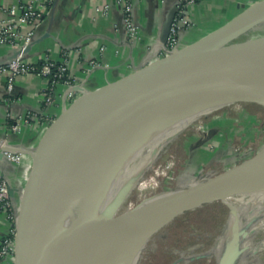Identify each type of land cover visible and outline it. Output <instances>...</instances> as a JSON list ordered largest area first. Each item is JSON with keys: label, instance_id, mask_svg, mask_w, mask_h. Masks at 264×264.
<instances>
[{"label": "water", "instance_id": "1", "mask_svg": "<svg viewBox=\"0 0 264 264\" xmlns=\"http://www.w3.org/2000/svg\"><path fill=\"white\" fill-rule=\"evenodd\" d=\"M175 12L176 7L161 31V44L166 42ZM263 23L264 0H261L218 30L185 47L175 58L167 55L155 60L115 82L83 93L64 108L47 127L34 153L33 168L17 212L14 264H56V246L50 243L51 206L59 201L62 192L61 189L56 191L62 173L56 152L73 136L86 138L87 145L77 152V156L94 149L113 152L156 117L164 100L174 90L205 102L225 105L248 103L264 108V89L225 83L230 74L264 68V37L253 35L245 42L236 43ZM30 45L23 54L29 51ZM17 54L14 51L10 59ZM246 58L251 63L245 64ZM194 59L206 60L181 65ZM261 157L260 151L203 184L151 201L154 203L163 199L143 216L116 225L113 242L118 244L124 237L125 240L142 242L144 245L151 234L174 218L213 201L225 202V198L220 196L222 190L230 181L257 166ZM234 187V192L227 197L246 195L263 188L264 162L258 173L245 176ZM10 196L13 197L11 192ZM145 208L141 206L137 209L142 211ZM228 208L236 218V210L230 206ZM58 210V207L55 208L54 213ZM108 222L105 219L99 223L95 229L83 235L80 242L92 239ZM129 224L132 226L129 227ZM78 252L79 249H73L69 253V260L72 261ZM231 261L226 255L220 264H232Z\"/></svg>", "mask_w": 264, "mask_h": 264}, {"label": "rangeland", "instance_id": "2", "mask_svg": "<svg viewBox=\"0 0 264 264\" xmlns=\"http://www.w3.org/2000/svg\"><path fill=\"white\" fill-rule=\"evenodd\" d=\"M191 26L192 24L189 28ZM256 32L264 33V23L238 39L236 43L251 39ZM127 40L130 43L128 37ZM180 47L179 38L177 49ZM103 50L101 47L100 51ZM154 56L158 61L166 55L160 47ZM108 67V64H103L98 59L90 60L84 64L80 72L81 77L72 78L71 83L66 86L61 85L64 86L61 92L53 89L52 102L54 103L58 96L63 107H66L84 93L83 87H87L91 81L90 77L94 70ZM77 87L80 88L77 90ZM31 127L29 126L30 129H36ZM30 129L21 130L17 135V142L6 141L0 150L2 159L4 155L12 158V153L16 158H20L17 164H13L16 166V177L13 178L14 181L12 179L10 181V192L13 195L16 212L33 168L35 150L44 137L43 132L35 141L36 133H31ZM260 151L261 160L264 156L263 107L256 104L233 103L214 108L197 116L164 142L155 159L149 163L150 165H146L145 170L138 174L130 189L125 192L126 195H123L119 206L121 209H135L159 197L189 190ZM9 163L12 166V162ZM128 179L130 176L122 177L121 186ZM241 180H237L235 185ZM66 183L68 189L66 187L62 207L64 226L61 234L64 243L58 246L59 257L67 252L69 246L67 241L73 222L70 176ZM235 185L234 183L227 185L220 194L227 203L210 202L174 218L163 226L146 243L137 264H220L226 255L232 259V264H264V250L254 251V248L259 247L264 240V231H252V228L264 218V208L258 213V209L263 206L257 200L259 189L247 194L246 198H241L233 205V195L228 197L227 195L233 193ZM227 205L230 207L233 205L236 218Z\"/></svg>", "mask_w": 264, "mask_h": 264}, {"label": "crops", "instance_id": "3", "mask_svg": "<svg viewBox=\"0 0 264 264\" xmlns=\"http://www.w3.org/2000/svg\"><path fill=\"white\" fill-rule=\"evenodd\" d=\"M28 1L0 0V20L6 18L3 12L5 7ZM258 1L260 0H197L186 13L192 26L180 31L181 46L191 45L218 30ZM176 4L177 0H132L138 38L135 42L128 43L121 23V12L115 0H52L51 3L49 0H36L37 7L46 13L35 30L29 51L24 53L25 59L32 65H38L44 53H48L56 62L66 57L68 73L73 79L81 77L84 64L98 59L109 67L94 70L91 81L87 87H83V91L85 93L97 89L149 63L148 58L152 56H147L150 43L161 34ZM105 6L108 7V13L103 15ZM101 47L104 49L102 52ZM13 54L11 48L1 47L0 64L8 61ZM46 84L45 79L40 77L20 76L15 81L12 94L6 95L5 81L0 78V138L6 137L7 141L17 142V135L10 134L6 124L26 115H36L31 123L32 127L30 126L36 129L24 128L36 133V141L49 123L60 115L63 105L58 96L49 108L44 107L43 91ZM56 89L61 92L64 86L59 85ZM0 170L4 176L14 181L16 166L0 161ZM0 220L1 239L7 233L9 224L4 218ZM0 264L6 263L0 260Z\"/></svg>", "mask_w": 264, "mask_h": 264}, {"label": "bare ground", "instance_id": "4", "mask_svg": "<svg viewBox=\"0 0 264 264\" xmlns=\"http://www.w3.org/2000/svg\"><path fill=\"white\" fill-rule=\"evenodd\" d=\"M254 36L262 38L264 33L256 32ZM159 38L160 35L152 39L150 43L151 51L150 53L148 52V57L151 53L152 55L156 53L160 48ZM187 46H181L182 48L180 47L173 51L167 57L175 58ZM205 60L184 61L181 65L196 64ZM148 61L150 64L155 62L152 60V56L148 58ZM249 63H251L250 59L246 58L245 64ZM225 83L239 87L264 89V68L230 74L227 76ZM78 88L80 87L76 89L78 90ZM222 105L225 104L201 101L174 90L164 100L156 117L134 132L119 149L113 152H107L105 149H94L77 156V152L87 145L85 144L86 138L83 139L79 136H73L70 141L60 146L56 152V157L62 167V173L56 185V191L58 192L61 189L62 192L59 201H56L51 206L50 217V226L52 225L50 243L56 246V264H137L141 259L146 243L164 225L151 234L144 245L142 242L125 240L124 237L119 240L118 244H115L113 242V234L115 233L113 229L116 225L125 224L134 217L143 216L163 199H159L154 203L148 202L144 204L143 207L146 206V208L142 211L137 208H135L136 210L131 208L121 209L119 202H121L128 188L130 189L138 174L155 159L167 139L186 127L197 116ZM72 157L74 158L70 170V199L73 210V222L67 241V244L69 242L67 252L62 257H59L58 246H62V243H64L61 237L64 226L62 207L64 205L66 187L68 189L66 182ZM263 162L264 156L257 166L249 172L236 177L227 185L232 183L235 185L237 180H241L253 173H258ZM124 176H130V179L121 186V178ZM246 196L248 195L237 196L233 194V205L241 198H246ZM257 200L263 205L258 209V213H260L264 208V187L259 188ZM233 205L232 208L235 209ZM57 207L59 210L54 213ZM105 219H108L109 222L101 232L88 241L80 242L83 235L95 229ZM131 226L132 224H129V227ZM254 230L264 231V218L252 228V231ZM73 249H79V252L70 261L68 256ZM258 250H264V240L259 247L254 248V251ZM65 257L66 259H64Z\"/></svg>", "mask_w": 264, "mask_h": 264}, {"label": "built area", "instance_id": "5", "mask_svg": "<svg viewBox=\"0 0 264 264\" xmlns=\"http://www.w3.org/2000/svg\"><path fill=\"white\" fill-rule=\"evenodd\" d=\"M51 1L49 0V3ZM196 1L177 0L176 12L170 24L166 42L165 44L160 43V47L166 56L177 50L180 31L189 28L190 22L187 20L186 13L188 8L193 6ZM115 4L121 12V23L125 35L129 38V42L133 43L138 38V27L133 20L132 0H115ZM3 12L6 18L0 20V48L9 47L18 53L14 58L0 64V78L5 81V93L6 95L12 94L15 89V81L20 76L32 75L43 78L47 82L43 91V104L45 108H49L53 104V89L59 85L66 86L72 81L68 73V60L64 57L62 61L56 62L50 58L48 53H44L38 65L35 66L28 63L22 53L28 45L32 44L35 30L38 28L46 12L37 7L36 0H29L27 3L5 7ZM107 13L108 7L105 6L102 14L106 15ZM148 49L150 53L151 47ZM152 60L155 61V56L152 57ZM66 107H63V109ZM35 118L36 115H26L22 119L12 120L8 125L6 124V128L10 134L18 135L21 130L31 126ZM6 141V137L0 138V150L2 144H5L4 142ZM19 159L12 153V158L9 155L6 157L4 155L0 161L8 164H10L9 162L17 164ZM10 181L11 179L4 176L0 170V219L4 218L9 224L7 233L0 239V260L6 264H12L15 256L17 219L13 197L10 196Z\"/></svg>", "mask_w": 264, "mask_h": 264}, {"label": "trees", "instance_id": "6", "mask_svg": "<svg viewBox=\"0 0 264 264\" xmlns=\"http://www.w3.org/2000/svg\"><path fill=\"white\" fill-rule=\"evenodd\" d=\"M35 66H37V65H35Z\"/></svg>", "mask_w": 264, "mask_h": 264}]
</instances>
